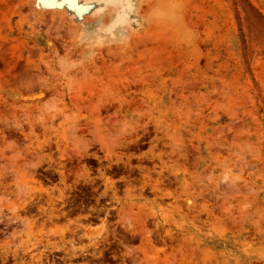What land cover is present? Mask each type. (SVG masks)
<instances>
[{
	"label": "rangeland",
	"instance_id": "obj_1",
	"mask_svg": "<svg viewBox=\"0 0 264 264\" xmlns=\"http://www.w3.org/2000/svg\"><path fill=\"white\" fill-rule=\"evenodd\" d=\"M0 264H264V0H0Z\"/></svg>",
	"mask_w": 264,
	"mask_h": 264
},
{
	"label": "bare ground",
	"instance_id": "obj_2",
	"mask_svg": "<svg viewBox=\"0 0 264 264\" xmlns=\"http://www.w3.org/2000/svg\"><path fill=\"white\" fill-rule=\"evenodd\" d=\"M35 259V258H34ZM38 260V259H37ZM36 263V262H35Z\"/></svg>",
	"mask_w": 264,
	"mask_h": 264
}]
</instances>
